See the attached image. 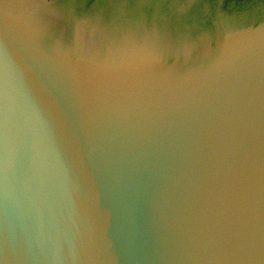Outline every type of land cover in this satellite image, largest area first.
<instances>
[{"label":"water","instance_id":"obj_1","mask_svg":"<svg viewBox=\"0 0 264 264\" xmlns=\"http://www.w3.org/2000/svg\"><path fill=\"white\" fill-rule=\"evenodd\" d=\"M0 264H264V0H0Z\"/></svg>","mask_w":264,"mask_h":264}]
</instances>
